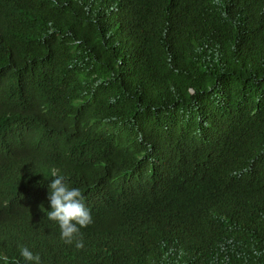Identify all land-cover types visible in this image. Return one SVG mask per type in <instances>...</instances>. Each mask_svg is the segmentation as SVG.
I'll list each match as a JSON object with an SVG mask.
<instances>
[{"label": "trees", "instance_id": "trees-1", "mask_svg": "<svg viewBox=\"0 0 264 264\" xmlns=\"http://www.w3.org/2000/svg\"><path fill=\"white\" fill-rule=\"evenodd\" d=\"M52 169L90 210L81 249L47 219ZM25 246L264 264V0H0V254Z\"/></svg>", "mask_w": 264, "mask_h": 264}, {"label": "clouds", "instance_id": "clouds-1", "mask_svg": "<svg viewBox=\"0 0 264 264\" xmlns=\"http://www.w3.org/2000/svg\"><path fill=\"white\" fill-rule=\"evenodd\" d=\"M50 176L52 177L48 185L50 210L47 211V219L58 225L64 243L74 244L77 249H81L84 242L78 237L81 235V229L92 223L90 210L84 203L81 190L70 186L66 175L52 169ZM15 220L19 226L23 225L22 215ZM20 257L24 264H40V256L26 246L20 248ZM0 264H20V260H10L8 256L0 254Z\"/></svg>", "mask_w": 264, "mask_h": 264}]
</instances>
